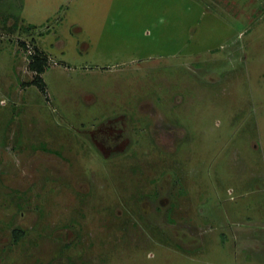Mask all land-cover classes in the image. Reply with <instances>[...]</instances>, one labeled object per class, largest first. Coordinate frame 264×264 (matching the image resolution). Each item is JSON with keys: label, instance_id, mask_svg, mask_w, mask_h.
Here are the masks:
<instances>
[{"label": "rangeland", "instance_id": "1", "mask_svg": "<svg viewBox=\"0 0 264 264\" xmlns=\"http://www.w3.org/2000/svg\"><path fill=\"white\" fill-rule=\"evenodd\" d=\"M0 264H264V0H0Z\"/></svg>", "mask_w": 264, "mask_h": 264}, {"label": "trees", "instance_id": "2", "mask_svg": "<svg viewBox=\"0 0 264 264\" xmlns=\"http://www.w3.org/2000/svg\"><path fill=\"white\" fill-rule=\"evenodd\" d=\"M23 48H27V44L24 41L19 42ZM49 66V56L41 50L37 45L33 46V51L29 54V69L34 73L32 81L27 84L36 85L40 90H46V82L43 77V73ZM26 84V83H24ZM24 235V231L17 229L14 233L15 240H20Z\"/></svg>", "mask_w": 264, "mask_h": 264}, {"label": "crops", "instance_id": "3", "mask_svg": "<svg viewBox=\"0 0 264 264\" xmlns=\"http://www.w3.org/2000/svg\"><path fill=\"white\" fill-rule=\"evenodd\" d=\"M5 23V22H4ZM15 27V26H14Z\"/></svg>", "mask_w": 264, "mask_h": 264}]
</instances>
